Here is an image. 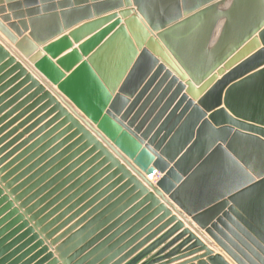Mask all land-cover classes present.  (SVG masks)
Returning a JSON list of instances; mask_svg holds the SVG:
<instances>
[{
    "label": "water",
    "instance_id": "water-1",
    "mask_svg": "<svg viewBox=\"0 0 264 264\" xmlns=\"http://www.w3.org/2000/svg\"><path fill=\"white\" fill-rule=\"evenodd\" d=\"M178 230L142 264H264V0H0V264Z\"/></svg>",
    "mask_w": 264,
    "mask_h": 264
},
{
    "label": "crops",
    "instance_id": "crops-1",
    "mask_svg": "<svg viewBox=\"0 0 264 264\" xmlns=\"http://www.w3.org/2000/svg\"><path fill=\"white\" fill-rule=\"evenodd\" d=\"M155 181H156V179L155 180H153L152 182H153V184L155 183ZM172 212V215L174 216H176L177 218H178V220L181 222V223H183V229H188L191 233H193L202 243H204L209 249H211V250H213L215 253H217V252H219V250L215 247V246H212L211 244H209V243H212V241L203 233V232H201V231H199V232H197L198 230H197V227L196 226H194V227H192V226H190L189 225V223L188 222H190V219L189 218H186L187 220H185V219H183L181 216H179V215H176V213L175 212H173V211H171ZM164 223V222H163ZM162 223V224H163ZM161 224V225H162ZM160 225V226H161ZM172 227H173V224L172 225H169V226H167V227H165L159 234H157L156 236H154V238H152V240H150L144 247H142L141 248V250H139L140 252L141 251H143V250H145L146 248H148L151 244H153V243H155V242H157L163 235H165L169 230H171L172 229ZM157 229V228H156ZM155 229V230H156ZM155 230H153L152 232H150L149 234H151V233H153ZM182 232V230H178V231H176V232H173L171 235H170V237L169 238H167L166 240H164L159 246H158V248H156V250H154L153 252H152V254L150 255V256H148L147 258H145L144 260H141L140 262H139V264H142V263H144L147 259H149V258H151V257H153L159 250H161L162 248H164L168 243H170L174 238H176L180 233ZM148 234V235H149ZM204 235V237L207 239H204L201 235ZM185 239V238H184ZM209 241V242H208ZM183 242V240H180V241H178L174 246H172V248H170V249H173V248H175L176 246H178L180 243H182ZM190 246V244H188L187 246H185L182 250H181V252H183V251H185L186 249H187V247H189ZM170 251V250H169ZM168 252H165L164 253V255L165 254H167ZM202 253H198V254H196V256H199V255H201ZM137 255V254H136ZM180 256H175L172 260H169V261H174V260H176L175 262H172V263H170V264H182V263H184L185 261H188L189 259H191V258H185V259H181V260H177V259H180L179 258ZM164 263H167V261L166 262H164Z\"/></svg>",
    "mask_w": 264,
    "mask_h": 264
}]
</instances>
